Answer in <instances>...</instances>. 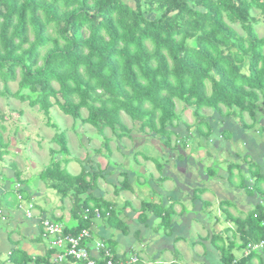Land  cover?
I'll list each match as a JSON object with an SVG mask.
<instances>
[{"label": "trees", "instance_id": "1", "mask_svg": "<svg viewBox=\"0 0 264 264\" xmlns=\"http://www.w3.org/2000/svg\"><path fill=\"white\" fill-rule=\"evenodd\" d=\"M252 10L264 16V0H0V98L12 97L37 107L55 129L50 112L57 106L72 117L75 125L94 128L107 156L112 151L106 129L118 140L132 137L122 114L138 125L139 133L159 136L165 148L174 149L183 143L186 148L190 137L182 138L175 132L180 120L177 101L192 108L196 131L202 136L210 137L213 132L202 114L204 109H211L222 118L237 117L244 128L250 129L254 123L248 125L245 114L256 122L259 102L264 106V37L256 31L257 20ZM231 24H239L245 35ZM15 82L18 89L12 92L9 85ZM82 110L87 111L86 117ZM260 127L264 130V126ZM5 131L0 122V163L9 154ZM174 135L178 142L173 146ZM53 141L59 149L51 151L49 164L37 180L54 190L62 202L72 197L67 224L63 222L64 216L44 215L45 210L33 204L31 194L21 186L5 193L1 206L13 209L27 201L33 209L41 210L39 240L45 241L50 240L45 237L42 218L63 224V234L71 236L91 228L95 210L108 225H125L116 215V204L94 194L103 175L100 166L97 170L82 167L79 174H71L67 170L71 160L66 133H56ZM96 152L102 153L101 149ZM144 159L153 158L145 155ZM12 165L20 179L22 171L15 163ZM254 168L250 163L254 192L264 201V174ZM236 169L245 181L241 167L230 163L231 184L237 176ZM127 180L124 179L121 190L130 187ZM22 183L27 186L29 180ZM245 190L250 191L248 187ZM205 191L197 190L195 199ZM173 207L174 204L164 207L143 202L140 219L145 221L147 212L153 213L161 219V226L168 228L175 214ZM224 212L228 221L236 224L242 247L264 240V205L244 219L234 217L228 210ZM218 240L214 239L215 244ZM216 246L221 264H251L258 253L235 263L234 242ZM57 252L61 251L53 248L33 257L17 248L9 253L7 261L55 264L52 256ZM113 259L118 261L114 255Z\"/></svg>", "mask_w": 264, "mask_h": 264}, {"label": "rangeland", "instance_id": "2", "mask_svg": "<svg viewBox=\"0 0 264 264\" xmlns=\"http://www.w3.org/2000/svg\"><path fill=\"white\" fill-rule=\"evenodd\" d=\"M252 16L257 20L255 28L259 37H264V16L261 15L258 10H252ZM231 25L239 34L245 35V32L242 30L239 24ZM9 86L12 92H15L18 89L17 82L10 83ZM1 88L2 84L0 83V89ZM176 105V111L180 120L175 132H178L182 138H190L185 142L186 145H188L186 148L183 147V143L177 145L176 148L171 149V151L177 156V159L173 160L170 157V153L172 152H168L169 148L167 149L163 146L159 136L148 132L139 133L138 125L133 123L125 114H122V120L124 124L132 130V137H123L121 140H118L109 129H106L105 135L111 139L110 148L112 151V153L107 156L108 152L102 148V141L96 130L89 125H82L80 123L75 125L72 117L63 114L57 106L53 107L50 112V121L57 126L55 129L47 124L46 116L43 114V112L38 110L37 107H30L27 102H20L19 100H16L12 97L0 98V119L2 118L0 122H2V124H4L6 127L4 138L8 144V150L10 152V155L5 158V163H17L23 173V178L29 179V184L32 186V189L38 185V193L40 195L38 196V204H45V201H48V203L50 202V210H52L56 215H65L66 217H68L69 210L72 206V197L69 196L62 202L60 196L54 190L47 189L42 182L37 180V175L49 164L51 159V151H57L59 149L58 145L53 141L55 134L59 132L66 133L68 147L70 150V155L68 158L71 160V162L67 165V170L71 174L77 175L81 172L82 167H85L88 170H97L100 166L103 176L98 179L97 189L95 190L94 194H96V196L99 195L103 197L105 200L114 201L118 206L116 215L117 217L121 216V218L124 216L121 214L119 209L125 200L130 197V200H132L134 206L138 207L139 201L137 198H140L142 195H144L138 194L140 197L137 195V198H133L128 192L124 190L116 192L114 185H118L122 182L123 177L121 176V173H134L137 175V177H141L142 183H138L136 178L134 179V176L131 175L133 188L135 190L137 188L141 190L142 187L147 188L150 186V180L152 179L150 173H153L154 179L159 178L160 180L167 175L171 176V174L168 173L170 172L173 173L174 176H177V179L182 183L183 186L181 185V189H184L185 192H188L189 194L193 189L189 185H191L193 181H195L197 184H203L207 188H211L213 193L217 191L223 194V192H221L223 186L221 180L216 179V177L210 178L211 181L208 183H205L203 180L205 176L209 177L210 171L214 172L215 174L219 173H217L216 167L218 166V163L221 162V160H224L222 161L224 162L223 166H226L225 162H232L238 163L240 167L248 168L249 165H246L245 163V159H247L249 163L255 165L254 170H259V172L262 174L261 168H263L264 165V155L261 151H264V130L260 126L264 125V118L259 116L264 114V106L262 105L261 101L258 104V114H256L258 119H256V122H253L254 119L245 114V122L249 123V125L254 123V126L250 127V129H243L240 134L239 130H241V124L238 122L239 118L233 116H230L229 118H222L213 110L204 109L202 111L203 116H205L206 121L212 125L214 129L216 128L215 130L217 131H214V134H212L210 137H205V135L202 136L196 131L197 120L193 115L192 108H186L184 103L180 101H177ZM223 110L226 111L225 109ZM82 115L83 117H86L87 111L82 110ZM224 127H226L231 132L230 135H227L225 140L231 144L233 150L232 152L225 150V147L228 145V143H225V140L220 137V132ZM229 127L232 128V131ZM203 131L207 132V129L204 127ZM250 139L257 143V146L255 145L256 149L254 150V153L252 151L251 154L248 146H246V142H244L245 140L251 142ZM177 142L178 139L174 135L172 137L173 146L175 143L177 144ZM249 142L247 144H249ZM159 148L163 150L164 153L159 152ZM99 149L102 151L101 154L96 152V150ZM208 151L211 154L210 156L207 155ZM19 152L22 153L20 156H18ZM232 153H237L238 158L234 157ZM145 155L153 159L147 161L144 159ZM156 161L158 163L161 162L163 166V172H159L157 170ZM205 163L215 164V167H207L208 165ZM182 164L185 167H183ZM5 168L8 167H4V165L0 166V175H2V171H4L3 169ZM185 168L187 169L185 170ZM144 169L147 170V174L142 171ZM187 171L192 172V177L191 175L186 174ZM243 176L245 177V184L246 181L250 182V175L247 177L246 175ZM186 177L189 178L191 182L185 184V180H188ZM236 177L237 176L233 177L232 182H234ZM127 178V181L131 184V180L129 177ZM237 180L238 182L241 181L238 177ZM156 185H158L159 188L161 187L164 190L169 191L171 188H173V190L176 189V185L178 184L175 182L167 183L166 181H160V184L158 183ZM153 187L156 188L155 185H153ZM150 197L151 196L146 198L147 202H150ZM181 197L185 196H183L181 193ZM211 197L212 196L210 195L206 198ZM182 203L189 207L190 203L188 201ZM61 205L64 209H60ZM46 206H48V204ZM134 206L129 204L126 209L127 215L131 214L133 220L138 219L137 215H135L133 211L135 209ZM217 206L218 204H216V207ZM250 208L253 209L254 207L250 206ZM230 209L234 214H239L240 212L239 208L236 211H234L232 208ZM227 210L230 213L229 208ZM217 211L218 209L215 208L214 215L220 214V212L217 213ZM187 213L189 214L190 212ZM221 216L223 221L218 224L219 228L221 226L224 229L227 227L230 229H233V226L236 227V224L233 222H231L229 226L226 225L224 221L225 216L223 214H221ZM242 218L244 219L245 216H242ZM148 219H151V221L154 223L153 229L155 230L156 228V233L161 234L163 232V228L158 225L156 221L150 218V216H148ZM66 220L67 219H64L63 222L65 223ZM179 220L181 223L182 218ZM0 221L2 226H6L7 224L11 225L8 220L5 221L2 219ZM209 224L211 227L213 226L212 222H209ZM231 224L233 225L231 226ZM224 232L226 233L227 229H225ZM231 232L233 234V230H231ZM0 234H2V238H5V231H0ZM200 236L201 235L197 233L195 236L196 242L199 240L202 242ZM1 241L2 239L0 238V262L2 261L4 255L7 254L9 249L8 246H4L5 242ZM30 242V244H33V246L40 250L38 254H41V251L43 252L44 248L49 247L48 242L45 240Z\"/></svg>", "mask_w": 264, "mask_h": 264}, {"label": "crops", "instance_id": "3", "mask_svg": "<svg viewBox=\"0 0 264 264\" xmlns=\"http://www.w3.org/2000/svg\"><path fill=\"white\" fill-rule=\"evenodd\" d=\"M248 115V114H247ZM262 117L264 116L261 115ZM259 116V117H261ZM264 118V117H263ZM258 119V118H257ZM239 122V119H238ZM208 123V122H207ZM209 124V123H208ZM225 124V123H221ZM249 125V123H247ZM210 125V124H209ZM212 127V125H210ZM231 126V125H230ZM264 126V125H263ZM231 128V127H229ZM241 130H239V134L242 132L243 129L246 130L242 125L240 126ZM216 129V128H215ZM214 127L212 128L213 132L216 131ZM234 130V129H233ZM232 131V128H231ZM212 132V131H211ZM212 132V134H214ZM217 132V131H216ZM231 133L226 127H224L221 130L220 137L230 135ZM211 134V133H210ZM229 139V138H228ZM230 140V139H229ZM244 141L246 142V146H248V149L250 150V154L254 150L255 145L257 146V143L252 141ZM249 142V144H247ZM225 143H228V145L225 147V150H228L229 152H232V146L231 144L225 140ZM224 148V147H222ZM168 149V148H167ZM219 149V148H218ZM220 150V149H219ZM20 151V150H19ZM159 152H163L159 148ZM168 152H172L171 149H169ZM264 155V151H261ZM10 153V152H9ZM22 153H18V156H20ZM234 157L238 158V154L232 153ZM10 154L4 157V160L0 163V166H7L8 168L3 169L2 171V178L0 180V210L2 213L3 220H8L10 224H7L6 226H2V223L0 221V231H5L6 236L5 238H2V234H0V238L2 239L1 242H5L4 246H8V252L4 255L2 261H4L5 264H10L7 261L9 253L17 248H21L28 252L31 256H42L48 251L51 247L44 248V251H41V254H38L40 250L33 246V244H30L32 242L39 241L40 235H41V227H40V213H42L41 210L34 209L32 213V217H27V210H28V202L23 201L19 205L15 206L13 209H5L3 208V196L5 193L10 191L11 189H15L16 187H23L26 190H28V194H31V202L34 204L36 203L39 207H41L43 210H45L44 215H54L56 218L64 216V219L66 220V224L69 221L70 214L68 217L65 215H56L52 210L49 208L48 201H45V204H38V196L39 195V189L38 185L34 189H32V186L28 183L27 186H25L22 181L29 180L28 178H23V176L18 179L15 176V169L13 168V165L15 162L11 163H5V158L8 157ZM208 156H210V152L207 153ZM171 159L175 160L177 159V156L172 152L170 153ZM262 157V156H261ZM217 160V159H216ZM224 160H221V162L218 163V166L216 167L217 173L209 174V177L205 176L204 181L205 183H208L211 181L210 178H215L221 180V183L223 184L221 192H215L213 193L211 188L205 187L203 184H197L195 181L190 187L193 189L192 192L189 194L188 192H185L184 189H181L183 186L180 180L177 179V176H174L173 173L168 172L170 175H167L166 177H163L159 180V178L154 179L153 173H150L152 179L150 180V188L149 187H142L141 190L138 188L135 190L132 186V180L131 175L134 176V179L138 181V183H142L141 177H137L134 173H121V176L123 177V180L120 184H116L115 191L119 192L121 190V185L124 182V179L131 180L130 187L124 191L128 192L130 196L133 198L136 197L138 194H144L142 197L138 195L140 198H137L139 201L138 207H135L132 200H130V197L125 200L122 206H120L119 211H121V214L124 216L121 218L119 216L120 220L125 223L122 227H115L108 225L104 220H101L100 218H96L93 220V223L91 225V228L89 229L91 232V239L88 241V245L93 246L94 242L98 240H103L111 247V251L113 255L116 257L118 261H121L123 264H221V254L218 246H229L231 242H234L236 244V248L233 251V255L235 257L236 263L241 260L245 259V247L243 246L242 240L240 239L239 233L236 231V227L233 226V229H230V231L224 232L225 229L222 226L219 228L218 224L223 221L221 218V214L225 216V223L226 225H230L231 222L228 221L226 213L224 210H227L229 208L230 213L234 215V217H246L248 214L252 213L259 205H264L263 198L260 196L258 192H254V180H250V182L246 181V184L242 181V179L239 177L238 174H240L239 170L236 169L234 171V174L237 175V177L241 180L238 182L237 177L234 179V182L231 184V180H229L228 175V166L232 162H225L226 166H223ZM246 165L250 164L249 161L245 160ZM20 170L17 163H15ZM159 164L162 166L161 162ZM206 164V163H205ZM238 164V163H237ZM185 165V164H184ZM207 167H215V164H206ZM205 165V166H206ZM212 165V166H211ZM183 166V164H182ZM185 167V166H183ZM225 167V168H224ZM156 168L159 172H163V166L161 169H159L156 165ZM264 168V165H263ZM261 168L262 174H264V169ZM187 168H185L186 170ZM143 172H147L146 169L142 170ZM241 171L243 175H246V177L249 175V167H241ZM209 172V173H210ZM147 174V173H146ZM186 174L191 175L192 172L187 171ZM203 174V173H201ZM113 175V174H112ZM241 175V174H240ZM103 176V175H102ZM101 176V177H102ZM165 176V175H164ZM100 177V178H101ZM187 181L185 180V184L188 182H191L189 178ZM245 179V177H244ZM160 181H166L167 183H176V189L166 191L163 188H159L158 185L160 184ZM235 184V185H233ZM153 185L156 186V188L153 187ZM182 185V186H181ZM198 185V186H197ZM245 187L249 188V193L246 192ZM190 189V188H189ZM199 189L206 190L198 199H195L196 191ZM17 190V189H16ZM145 190V191H144ZM184 191V192H183ZM187 191V190H186ZM147 192V193H146ZM151 192V193H150ZM154 192V193H152ZM181 193L185 197H181ZM96 195V194H95ZM212 196L211 198H206L207 196ZM226 195V196H224ZM236 195V196H234ZM99 196V195H98ZM150 197V202L152 204H163L164 207L169 206L170 204H174V212L175 214L171 217L170 223L168 228L161 226V219L153 214L148 213V216L152 218L154 221L157 222L158 225H160L163 228V232L156 233L153 229L154 223L151 221V219H146L145 221L141 220V205L143 202H147L146 198ZM149 199V198H148ZM195 199V200H194ZM146 200V201H145ZM235 200V201H233ZM111 201V200H107ZM185 201H188L189 207L183 204ZM47 202V203H46ZM115 204L114 201H111ZM230 202V203H229ZM229 204V206H223L222 204ZM48 204V206H46ZM129 204H132L134 206V214L137 215L138 219L133 220L132 215H127V207ZM216 204L218 206L216 207ZM2 205V206H1ZM117 206V204H116ZM250 206L254 207L253 209L250 208ZM63 206H60V209ZM47 208V209H46ZM188 208V209H187ZM215 208L218 209L217 213L220 212V214L214 215ZM234 209L236 211L238 208L240 209L239 214H234L231 209ZM71 209V208H70ZM118 209V206H117ZM118 211V210H117ZM44 212V211H43ZM187 212H190L189 214ZM247 212V213H246ZM70 213V210H69ZM50 215V216H51ZM239 215V216H238ZM2 218L0 220H2ZM180 218H182V222L180 223ZM214 219V221H213ZM209 222L213 223V228L209 224ZM233 224H231L232 226ZM233 230V234L231 232ZM199 233L200 239L196 242L195 236ZM234 236V237H232ZM13 237V239H12ZM218 238L217 244H215L214 239ZM28 242V243H27ZM49 243V241H47ZM58 253V252H57ZM92 256L99 260V253L92 249L91 250ZM56 255V254H55ZM55 255L52 256V261L55 263ZM137 259L136 262H133V259ZM1 261V262H2ZM55 264H82L79 262H76L71 259H67L62 263H55ZM251 264H264V251L261 250L257 253L256 256H254Z\"/></svg>", "mask_w": 264, "mask_h": 264}, {"label": "built area", "instance_id": "4", "mask_svg": "<svg viewBox=\"0 0 264 264\" xmlns=\"http://www.w3.org/2000/svg\"><path fill=\"white\" fill-rule=\"evenodd\" d=\"M33 205L28 204L27 217H32ZM96 218L100 217V214L95 210ZM41 224L44 227L45 237L49 241L50 249L56 248L59 253L55 255V262L62 263L67 259H72L76 262H84V264H99L91 253L94 249L99 253V260H103L104 264H123L121 261L115 262L113 259V253L106 248L103 240L94 242L93 246L88 245V241L91 239V233L88 229H83L77 236L64 235V226L61 223H54L48 218H42ZM264 249V240L258 242H249L245 248V257H248L252 253L259 252ZM137 259H133L136 262ZM236 263V262H235Z\"/></svg>", "mask_w": 264, "mask_h": 264}, {"label": "clouds", "instance_id": "5", "mask_svg": "<svg viewBox=\"0 0 264 264\" xmlns=\"http://www.w3.org/2000/svg\"><path fill=\"white\" fill-rule=\"evenodd\" d=\"M211 135H212V134H211ZM211 135H210V136H211ZM187 146H188V145H186V147H187ZM88 230H89V229H88ZM90 233H91V232H90ZM263 250H264V249H263Z\"/></svg>", "mask_w": 264, "mask_h": 264}]
</instances>
